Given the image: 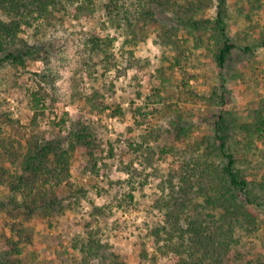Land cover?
I'll return each instance as SVG.
<instances>
[{
  "label": "rangeland",
  "instance_id": "1",
  "mask_svg": "<svg viewBox=\"0 0 264 264\" xmlns=\"http://www.w3.org/2000/svg\"><path fill=\"white\" fill-rule=\"evenodd\" d=\"M96 1L94 13L61 15L63 21L40 28L37 36L34 28H24L19 40L0 54V58L11 51L27 55L24 65L2 62L0 117L30 123L32 93L41 80L37 74L46 72L49 62L54 72L47 105L51 99L55 105L41 121L46 137L66 139L70 127L83 122L93 123L102 139L98 175L84 170L86 150L80 147L76 152L73 182L75 190L83 187L87 196L73 199L64 187L60 213L37 212L29 223L33 241L22 242V253L14 258L21 264H85L81 243L88 240L89 231L97 229L105 261L118 255L126 264H176L173 254L158 251L151 234L153 228L165 224L157 204L172 192L167 181L181 165L207 157L222 163L220 157L208 155L212 150L208 143L202 144L205 137L216 136L220 115H224L227 141L237 150L240 168L247 178L264 183V139H255L249 148L240 128L253 121L264 100V0H227L229 34L237 49L223 73L212 51L215 40L210 33L191 32L178 25L174 40L165 42L164 24L169 28L177 24L158 15L153 25L141 23L146 40L127 44L133 37L109 24L103 1ZM218 4L219 0H212L198 17L215 19ZM0 18L6 19L2 9ZM93 33L114 39L111 52L118 68L107 69L99 58L93 67L84 66L85 60H92L83 51L84 39ZM224 79L229 98L226 107L212 98L223 93ZM62 118H67L63 128L56 124ZM2 166L18 170L12 162ZM131 193L134 201L129 199ZM9 195L7 187H0V200ZM97 208L102 212L97 213ZM250 210L253 222L237 229L238 242L213 264L264 263V206L253 205ZM10 221L0 216L2 250L8 249L7 237L13 236ZM88 223L93 227L88 228ZM144 247L148 260L141 257ZM89 263L104 264L103 256L91 257Z\"/></svg>",
  "mask_w": 264,
  "mask_h": 264
},
{
  "label": "trees",
  "instance_id": "2",
  "mask_svg": "<svg viewBox=\"0 0 264 264\" xmlns=\"http://www.w3.org/2000/svg\"><path fill=\"white\" fill-rule=\"evenodd\" d=\"M102 1L107 22L133 37L132 40H126L127 44L137 45L146 40L143 32L145 28L141 23L153 25L154 21H158L157 16L163 15L177 24L171 28L164 24L163 29L167 31L165 42L174 40L178 25L191 32L203 30L210 33L215 40L212 51L222 73L237 49L229 34L227 0H219L217 15L213 20L198 17L212 5V0ZM96 4V0H0V9L6 16V19L0 18V54L19 40L24 28H34V36H37L40 28L55 27L63 21L61 15L74 14L78 17L81 13H94ZM199 39L203 41V37ZM113 43L114 39L110 36L103 38L97 33L88 34L84 39L83 51L92 60H85L84 66L93 67L92 62L99 58L107 69L118 68V60L111 52ZM207 48L210 50V45ZM247 50L251 48L247 47ZM26 58V54L11 51L0 58V68L5 61L14 66L24 65ZM53 72L54 69L47 62L46 72L44 70L37 74L41 80L32 93V118L29 124H23L8 115L0 117V187H7L10 191L7 199L0 200V216L10 218L13 233L12 237H7L8 249H0V264H21V260L14 257L21 255L22 242L33 241L34 232L29 225L31 219L37 212L50 215L60 213L64 187L73 199L87 196L83 187L75 190L76 184L73 182L72 168L78 148H84L88 155L84 170L96 175L100 173L101 157L98 151L102 150V139L93 123L79 122L76 127H70L71 132L66 139L49 140L41 128V121L51 114L49 107L55 105L54 99L47 105L50 98L48 86ZM221 88L223 93L214 94L212 98L220 106L226 107L229 105L226 79ZM223 120L224 115H220V120L215 123L216 136L205 137L202 141V144L208 143L207 146L212 149L208 155L220 157L222 163L217 164L214 159L207 157L181 165V169L174 170L167 181L172 192L157 204L164 214L165 224L153 228L151 234L155 236L158 251L162 255L173 254L176 264L219 262L238 242L237 229L253 222L250 207L264 206V183L259 184L247 178L240 168L237 150L229 146L227 141ZM66 123L67 118L56 122L61 128ZM240 128L246 133L249 148L255 139H264V100L254 112L253 121L244 123ZM16 145L19 146L17 149ZM8 162L15 164L18 170L12 171L2 166ZM134 198L131 193L129 199L134 201ZM75 201L80 204L78 199ZM96 212L101 213L102 208H97ZM89 227L92 228L93 223H88ZM98 233L99 230L92 229L88 240L81 243L82 254L86 257L83 262L91 264V257L103 256L104 264H126L118 255L108 257L105 261L107 257L100 254L105 253V250L102 251L105 248L97 239ZM141 257L142 260L149 259L146 247Z\"/></svg>",
  "mask_w": 264,
  "mask_h": 264
}]
</instances>
